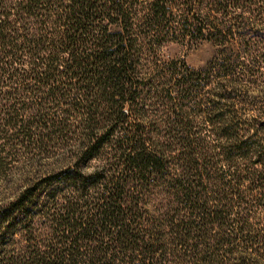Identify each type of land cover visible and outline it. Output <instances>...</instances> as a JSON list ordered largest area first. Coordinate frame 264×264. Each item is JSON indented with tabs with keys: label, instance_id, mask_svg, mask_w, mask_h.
Here are the masks:
<instances>
[{
	"label": "trees",
	"instance_id": "16d2710c",
	"mask_svg": "<svg viewBox=\"0 0 264 264\" xmlns=\"http://www.w3.org/2000/svg\"><path fill=\"white\" fill-rule=\"evenodd\" d=\"M257 3L264 6V0H0V112L7 125H19L27 149L48 152L52 143H65L74 159L26 187L1 214L3 223L12 209L40 211L39 185H50L47 199L64 200L53 247L33 246L6 264L256 260L249 250L259 248L263 234L253 229L249 208L261 198L255 188L264 186V142L244 147L234 123L223 120L213 134L225 141L210 149L190 111L210 114L219 108L215 97L225 94L206 90L210 71L163 59L162 48L187 36L220 44L247 38ZM155 100L171 110L165 119L145 120ZM94 158L102 164L84 169Z\"/></svg>",
	"mask_w": 264,
	"mask_h": 264
},
{
	"label": "rangeland",
	"instance_id": "374dc122",
	"mask_svg": "<svg viewBox=\"0 0 264 264\" xmlns=\"http://www.w3.org/2000/svg\"><path fill=\"white\" fill-rule=\"evenodd\" d=\"M257 5L255 13L249 17V24H246L250 28L247 38L238 35L220 44L187 36L172 40L162 48L163 59L182 60L194 69L210 71L208 75L212 80L206 90L210 89L215 96L217 93L227 96L215 97L216 101H220L219 108L213 109L210 114L197 111L195 114L190 111L195 115L194 131L206 137L210 149L213 144L225 141L223 137L213 134L223 120L234 123L233 136L240 138L244 147L257 148L259 141L264 142V6H259V3ZM256 13L258 14L255 15ZM156 102L150 101L149 108L155 109V113L147 112L149 116L145 120L155 117L165 119L170 112L168 105ZM16 107L20 108L21 105L17 104ZM210 116L219 120V123L210 125L206 121ZM6 118V114L0 112V216L4 210L10 209L11 203L16 201L26 187L44 178L48 172L59 170L67 162L74 160L70 157V151L65 149V143L61 145L64 149L52 143L54 146L48 152L27 149L26 144L22 143L24 135L18 132L19 125H7ZM54 141H58L57 138ZM240 161L243 165L244 161L237 159L238 163ZM219 163L221 162L216 160V164ZM98 164H102L100 159H91L84 169L92 170ZM39 186L41 191L35 197V203H40V211H35V207L28 205V212L24 214L18 209H12L3 215L4 221L0 223V264H6L12 259H22L32 251L33 246L45 251L52 248L59 239L60 232H54L53 228H63L58 225L60 220L57 222L56 218L61 212L58 209L60 202L64 200L47 199L50 185ZM263 187L255 188V195L257 198L261 196V200H255V205L249 208L252 209L250 214L254 217L253 229L259 230L263 238L256 244L259 246L257 250H249L256 260L247 264H264ZM239 250L243 252L244 248L240 246ZM78 260L82 264V258Z\"/></svg>",
	"mask_w": 264,
	"mask_h": 264
}]
</instances>
